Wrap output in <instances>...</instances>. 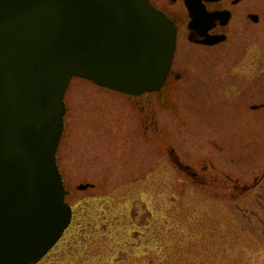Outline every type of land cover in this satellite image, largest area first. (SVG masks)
<instances>
[{
    "label": "rangeland",
    "instance_id": "1",
    "mask_svg": "<svg viewBox=\"0 0 264 264\" xmlns=\"http://www.w3.org/2000/svg\"><path fill=\"white\" fill-rule=\"evenodd\" d=\"M150 2L177 19L186 53L182 0ZM186 66L187 85L139 98L70 81L55 158L73 218L38 264H264V189H231L263 178L264 111L226 101L214 61ZM184 163L208 166L209 185Z\"/></svg>",
    "mask_w": 264,
    "mask_h": 264
},
{
    "label": "water",
    "instance_id": "2",
    "mask_svg": "<svg viewBox=\"0 0 264 264\" xmlns=\"http://www.w3.org/2000/svg\"><path fill=\"white\" fill-rule=\"evenodd\" d=\"M187 8L201 43H218L208 31L228 15ZM175 40L149 0H0V264L38 263L71 222L55 158L70 81L158 91Z\"/></svg>",
    "mask_w": 264,
    "mask_h": 264
},
{
    "label": "flooded vegetation",
    "instance_id": "3",
    "mask_svg": "<svg viewBox=\"0 0 264 264\" xmlns=\"http://www.w3.org/2000/svg\"><path fill=\"white\" fill-rule=\"evenodd\" d=\"M172 2H176V0ZM191 2L182 0L181 3L185 19L183 26L185 33L182 40L186 45V53L178 51L179 24L177 19L169 15L176 27V48L164 86L169 82L180 86L187 85L193 79L192 71L186 66L191 60L196 62L200 60L214 61L217 67L215 82L219 85L222 96L227 97L225 100L230 101L232 106L235 104L246 114L256 115L261 110L264 111V0H198L194 3ZM193 4L202 7L207 14L228 15L225 24H223L225 19L220 17L208 31V35L221 38L215 45L202 44L203 38L189 28L191 18L186 7ZM261 29L262 31H260ZM240 41H243L247 51L250 50V54L245 50L238 57L235 44ZM192 50L199 52L191 53ZM185 62L187 63L184 66ZM237 68H240V72H234ZM204 73L209 77L212 75L207 70ZM208 79L211 80V78ZM173 158L174 161L179 159L175 155ZM184 166L181 165L180 169L190 174V177L202 182L203 186L209 185L207 179L209 175L205 172V169L208 170V166L201 170L202 175L192 173L185 163ZM262 176L263 178L260 180L253 179L252 187L248 184L242 187L234 185L231 189L237 191L240 188L249 191L253 188L254 191H262L264 189V171ZM204 181L208 182L203 183ZM219 189L222 191L224 188L221 186Z\"/></svg>",
    "mask_w": 264,
    "mask_h": 264
},
{
    "label": "bare ground",
    "instance_id": "4",
    "mask_svg": "<svg viewBox=\"0 0 264 264\" xmlns=\"http://www.w3.org/2000/svg\"><path fill=\"white\" fill-rule=\"evenodd\" d=\"M72 213V212H71ZM73 214V213H72Z\"/></svg>",
    "mask_w": 264,
    "mask_h": 264
}]
</instances>
